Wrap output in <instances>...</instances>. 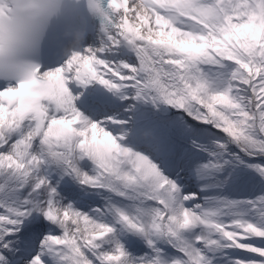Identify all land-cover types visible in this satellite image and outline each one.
<instances>
[{
	"label": "snow or ice",
	"instance_id": "obj_1",
	"mask_svg": "<svg viewBox=\"0 0 264 264\" xmlns=\"http://www.w3.org/2000/svg\"><path fill=\"white\" fill-rule=\"evenodd\" d=\"M94 10L0 85V264H264V0Z\"/></svg>",
	"mask_w": 264,
	"mask_h": 264
},
{
	"label": "clouds",
	"instance_id": "obj_2",
	"mask_svg": "<svg viewBox=\"0 0 264 264\" xmlns=\"http://www.w3.org/2000/svg\"><path fill=\"white\" fill-rule=\"evenodd\" d=\"M98 0H0V85L5 90L43 79L48 53L58 48L61 58L78 51L92 30L73 37L70 19L87 18L95 26L102 13Z\"/></svg>",
	"mask_w": 264,
	"mask_h": 264
},
{
	"label": "trees",
	"instance_id": "obj_3",
	"mask_svg": "<svg viewBox=\"0 0 264 264\" xmlns=\"http://www.w3.org/2000/svg\"><path fill=\"white\" fill-rule=\"evenodd\" d=\"M235 253H236V252H235ZM237 254H238V255H242V254H243V252H237Z\"/></svg>",
	"mask_w": 264,
	"mask_h": 264
}]
</instances>
